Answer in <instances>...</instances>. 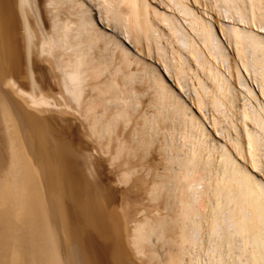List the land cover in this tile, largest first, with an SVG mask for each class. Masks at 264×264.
Instances as JSON below:
<instances>
[{
	"label": "bare ground",
	"instance_id": "obj_1",
	"mask_svg": "<svg viewBox=\"0 0 264 264\" xmlns=\"http://www.w3.org/2000/svg\"><path fill=\"white\" fill-rule=\"evenodd\" d=\"M0 264H264V0H0Z\"/></svg>",
	"mask_w": 264,
	"mask_h": 264
},
{
	"label": "rangeland",
	"instance_id": "obj_2",
	"mask_svg": "<svg viewBox=\"0 0 264 264\" xmlns=\"http://www.w3.org/2000/svg\"><path fill=\"white\" fill-rule=\"evenodd\" d=\"M158 167H159V166H158ZM158 167H157V165L155 164V170H154V171H157V170H158V172L160 173V171H159V168H160V167H159V168H158ZM156 168H158V169H156ZM161 168H162V167H161ZM158 172H157V173H158ZM144 201L146 202V200H144ZM145 202H144V203H145ZM159 252L161 253V250H159Z\"/></svg>",
	"mask_w": 264,
	"mask_h": 264
}]
</instances>
